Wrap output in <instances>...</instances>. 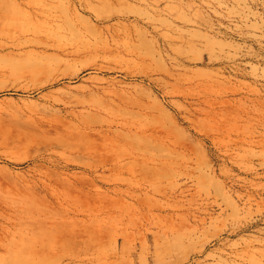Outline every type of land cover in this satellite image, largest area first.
Wrapping results in <instances>:
<instances>
[{
	"label": "rangeland",
	"instance_id": "obj_1",
	"mask_svg": "<svg viewBox=\"0 0 264 264\" xmlns=\"http://www.w3.org/2000/svg\"><path fill=\"white\" fill-rule=\"evenodd\" d=\"M34 1L16 46L0 0V187L49 196L47 178L75 230L100 216L72 264H264V0ZM110 116L125 128H79ZM133 181L160 210L122 204Z\"/></svg>",
	"mask_w": 264,
	"mask_h": 264
},
{
	"label": "bare ground",
	"instance_id": "obj_2",
	"mask_svg": "<svg viewBox=\"0 0 264 264\" xmlns=\"http://www.w3.org/2000/svg\"><path fill=\"white\" fill-rule=\"evenodd\" d=\"M16 8L7 17L8 37L16 46H21V35L28 33L32 38L37 35L35 23L39 14L34 0H16ZM28 13L26 22L19 16ZM3 11L0 9V14ZM31 42L30 39H28ZM37 39L35 38V42ZM32 70L39 68L30 62ZM99 126L82 121L79 128L89 129L88 137L94 134H107L125 128V123L115 116L103 117ZM93 135H90V133ZM1 148V146H0ZM164 169L167 165L160 163ZM171 165L167 166L170 167ZM152 173L156 168L149 167ZM47 178L40 180L50 191L49 196L31 194L26 191L6 190L0 187V264H35L38 260L54 261L52 264H72L73 259L83 260L90 250L101 246V218L90 213L82 229L75 230L71 221V196L67 187L57 182L48 183ZM38 180L35 181L38 182ZM113 192L121 195L122 204H135L144 210V216L160 210L161 204L155 203L153 194L166 196V191L147 181L131 182L124 189L115 187ZM74 235L86 237L77 249L73 250Z\"/></svg>",
	"mask_w": 264,
	"mask_h": 264
}]
</instances>
